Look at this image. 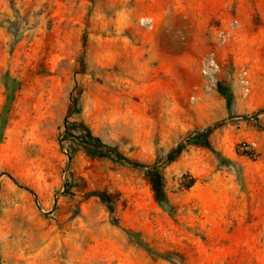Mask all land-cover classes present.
I'll return each mask as SVG.
<instances>
[{"label":"rangeland","instance_id":"1","mask_svg":"<svg viewBox=\"0 0 264 264\" xmlns=\"http://www.w3.org/2000/svg\"><path fill=\"white\" fill-rule=\"evenodd\" d=\"M0 264H264V0H0Z\"/></svg>","mask_w":264,"mask_h":264},{"label":"trees","instance_id":"2","mask_svg":"<svg viewBox=\"0 0 264 264\" xmlns=\"http://www.w3.org/2000/svg\"><path fill=\"white\" fill-rule=\"evenodd\" d=\"M217 89H218V92L227 100L229 101L230 99V92L228 89L224 88L221 84H217ZM69 137H71V135H69ZM206 143V142H204ZM116 156L121 159V160H125L127 161L128 163H131L130 161L126 160L123 156H121L120 154L116 153ZM136 165V164H135Z\"/></svg>","mask_w":264,"mask_h":264},{"label":"water","instance_id":"3","mask_svg":"<svg viewBox=\"0 0 264 264\" xmlns=\"http://www.w3.org/2000/svg\"><path fill=\"white\" fill-rule=\"evenodd\" d=\"M254 118V117H253ZM209 128L205 129V130H201V132H204L206 130H208ZM116 159H119L117 156H114Z\"/></svg>","mask_w":264,"mask_h":264},{"label":"built area","instance_id":"4","mask_svg":"<svg viewBox=\"0 0 264 264\" xmlns=\"http://www.w3.org/2000/svg\"><path fill=\"white\" fill-rule=\"evenodd\" d=\"M246 151H248V150H246ZM245 155H246V156H248V152H247V153H245Z\"/></svg>","mask_w":264,"mask_h":264}]
</instances>
